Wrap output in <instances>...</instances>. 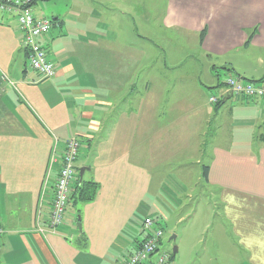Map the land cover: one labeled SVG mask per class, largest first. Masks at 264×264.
Segmentation results:
<instances>
[{
    "label": "crops",
    "instance_id": "obj_1",
    "mask_svg": "<svg viewBox=\"0 0 264 264\" xmlns=\"http://www.w3.org/2000/svg\"><path fill=\"white\" fill-rule=\"evenodd\" d=\"M63 1L64 8L49 9L53 26L40 38L54 68L49 78L28 67L15 16L0 12V264H122L153 213L156 154L165 163H207L233 249L226 264H264V99L222 92L216 105L208 96L212 85L223 88L220 72L264 81V0H167L161 28L190 42L172 49L155 43L140 0L52 3ZM126 17L129 35L146 47L122 45ZM135 17L145 19L143 29ZM186 59L195 69L172 81L170 72L154 71ZM121 92L126 107L118 106ZM71 136L79 142L71 192L81 180L96 181L99 190L91 202L68 201L62 224L40 232ZM201 239L185 246L184 260L166 264L212 260L193 254ZM176 248L173 255H181Z\"/></svg>",
    "mask_w": 264,
    "mask_h": 264
},
{
    "label": "rangeland",
    "instance_id": "obj_2",
    "mask_svg": "<svg viewBox=\"0 0 264 264\" xmlns=\"http://www.w3.org/2000/svg\"><path fill=\"white\" fill-rule=\"evenodd\" d=\"M140 1L143 2L141 4L143 7L147 6L148 8V15L151 17V19H148V22H150L151 28L154 31L155 43H161V45L167 43L166 46H171L170 49H172L174 45L177 46V44L183 45L190 43L185 38H175L174 30H169L167 32L161 28L162 15L165 11L167 0H149L148 2H146L147 0ZM35 5H32L33 13L37 15H45L46 17L51 18V12L49 9H51V7H55L56 9L61 7L64 8V6H62L64 5V1L60 3H52V0H39L38 4ZM151 7L152 9H150ZM3 14L5 15V13ZM143 15H145V13ZM135 19L138 22V29H143V26L145 25V19L140 17H135ZM132 22V19H129V17L124 18L122 21V45L133 44V46L142 45L146 47L148 44L146 41H139L134 39L133 36L129 35ZM174 53L175 52L171 50V58L169 60L170 62L176 61L178 58V56L176 54L174 55ZM176 53L179 55L181 54V51ZM185 53L187 52H182V54ZM190 65L191 60L186 59L179 68L167 71L163 67H155L154 71L158 74L160 71L170 72V74L168 73L169 80L172 81L171 78L175 77L177 74H188V72H191L195 69ZM196 69L201 70V66L196 65ZM143 71H145V69H142L139 75L144 74ZM200 77L202 78V76ZM224 78V73L220 72L219 79L223 81ZM202 80L204 83H206L204 78H202ZM167 83L171 88L173 84L171 82ZM206 85L211 84L206 83ZM208 90V93H210L208 96L214 95L218 100H222V92L224 91V88L214 84L212 85V88H208ZM186 93H188V91H186ZM124 94V92H121L120 94V101L118 103L119 107H126L129 105V99L125 98ZM54 148H56V146ZM170 155L172 158L173 154ZM176 158L177 157H173V159ZM160 159V156H157L156 154L155 162L158 163L155 164L158 169L151 171L152 176L155 178H153V186L151 187L150 192V196L153 197V213L150 215L153 218L160 219V216L162 218L159 225L163 229V235L158 242L157 252H166L169 255L173 253L174 246L177 247V245H180L182 250V252L180 251L181 255L178 256V254H174L171 260L181 261L184 260L182 253L183 256L187 254V249L185 246L190 248L191 241L193 242L195 238L202 237L199 244L195 245L196 247L194 252L192 249L193 254L206 252L208 255H210L212 260H209L208 258L203 260L205 261V264H211L212 262H215V259H218L216 260L217 264H226L227 258L228 262H230L231 258L229 257H231L230 255H232L233 249H231L230 245L225 242V232L227 230L224 227V220L221 219L223 217H221L222 212L219 206V196L213 194V192L217 191V188L214 185L208 183L207 179H205L203 176L202 165H207V163L203 162L202 164H196L195 160L190 158L186 163H176L172 160L170 163H165ZM176 165H180V169L182 167L184 170H178L176 172ZM173 169H175V172H173ZM215 204L218 205L217 209ZM181 215H184V217L182 220L178 221L177 219ZM77 216L80 215L78 214ZM205 224H207L206 228L204 226ZM172 235H174L175 238L170 240ZM202 247H204L203 251ZM157 252H155L154 255H156ZM204 255L207 256L205 253Z\"/></svg>",
    "mask_w": 264,
    "mask_h": 264
},
{
    "label": "built area",
    "instance_id": "obj_3",
    "mask_svg": "<svg viewBox=\"0 0 264 264\" xmlns=\"http://www.w3.org/2000/svg\"><path fill=\"white\" fill-rule=\"evenodd\" d=\"M32 0H0V11L13 14L19 29L23 33L22 44L27 54L28 67L36 71L42 78L54 75V68L48 59L40 38L47 34L53 25L51 18H37L31 9ZM225 92L242 95L246 98L264 99V81H251L240 76L229 74L223 81ZM210 102H216L217 97L211 95ZM79 142L76 137L66 139L60 167L55 181L54 195L46 228L39 227L40 232L51 231L63 222L64 213L71 194V184L76 175L75 162L78 155ZM56 148H53L50 163L56 161ZM143 239L122 264H166L169 260L167 253L157 252L158 242L163 235V229L158 221L151 216H145L141 222ZM4 230L0 225V236ZM155 259L151 261L152 255Z\"/></svg>",
    "mask_w": 264,
    "mask_h": 264
},
{
    "label": "trees",
    "instance_id": "obj_4",
    "mask_svg": "<svg viewBox=\"0 0 264 264\" xmlns=\"http://www.w3.org/2000/svg\"><path fill=\"white\" fill-rule=\"evenodd\" d=\"M33 3H34V0H32L31 6ZM52 21H53V19H52ZM203 36H204V30L200 33V39H202ZM26 56H27V54H26ZM258 81H263V79H260ZM211 103H213V102H211ZM213 104L220 105V104H222V100L217 99V101L214 102ZM202 171H203L204 178L207 179L208 166L205 164L202 165ZM98 190H99V184L96 181L81 180V182H79V184L78 183L76 184V187L74 188L73 192H71L70 197H69V201H71L73 205L91 202L93 199H95ZM154 220L157 221L156 218H154ZM172 257H173V253L169 254V260Z\"/></svg>",
    "mask_w": 264,
    "mask_h": 264
},
{
    "label": "water",
    "instance_id": "obj_5",
    "mask_svg": "<svg viewBox=\"0 0 264 264\" xmlns=\"http://www.w3.org/2000/svg\"><path fill=\"white\" fill-rule=\"evenodd\" d=\"M230 95H232V93H231V92H227L226 97L228 98V97H230ZM83 171H84V169H83V168H80V171H79V176H80V177L82 176ZM78 219H79V216H78ZM77 226H78L79 229H81V223H80V222L77 223ZM174 238H175V236L172 235V236L170 237V240H172V239H174ZM176 250H177V248L174 246V248H173V253H175Z\"/></svg>",
    "mask_w": 264,
    "mask_h": 264
}]
</instances>
